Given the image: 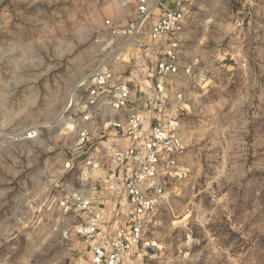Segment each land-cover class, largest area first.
Wrapping results in <instances>:
<instances>
[{
    "label": "rangeland",
    "instance_id": "374dc122",
    "mask_svg": "<svg viewBox=\"0 0 264 264\" xmlns=\"http://www.w3.org/2000/svg\"><path fill=\"white\" fill-rule=\"evenodd\" d=\"M138 2L0 0V129L43 127L0 150V264H81L80 220L51 216L52 188L74 185L73 140L50 124L101 72L146 101L165 60L178 65L166 89L185 150L144 264H264V0H196L160 50L117 33Z\"/></svg>",
    "mask_w": 264,
    "mask_h": 264
},
{
    "label": "built area",
    "instance_id": "2783aa9c",
    "mask_svg": "<svg viewBox=\"0 0 264 264\" xmlns=\"http://www.w3.org/2000/svg\"><path fill=\"white\" fill-rule=\"evenodd\" d=\"M195 3L139 0L135 18L117 33L130 41L129 47L142 49L154 43L160 50L170 36L185 29ZM177 71L175 62H162L160 78L151 86L153 96L146 101L135 98L126 82L111 85V74L101 72L93 78L89 94L68 98L50 124L63 125L65 135L73 140L67 171L73 172L74 185L52 188L56 193L51 195V216L80 220L76 229L86 243L81 264H144L157 246L148 238V223L164 200L185 150L177 116L169 113L166 89L167 77ZM99 119L103 122L98 131L94 126ZM42 129L37 125L0 129V150L36 141ZM98 186L103 194L97 192ZM110 202L115 206L112 210Z\"/></svg>",
    "mask_w": 264,
    "mask_h": 264
}]
</instances>
